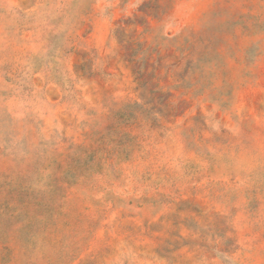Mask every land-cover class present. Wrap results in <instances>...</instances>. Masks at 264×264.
Segmentation results:
<instances>
[{
  "label": "rangeland",
  "instance_id": "obj_1",
  "mask_svg": "<svg viewBox=\"0 0 264 264\" xmlns=\"http://www.w3.org/2000/svg\"><path fill=\"white\" fill-rule=\"evenodd\" d=\"M0 264H264V0H0Z\"/></svg>",
  "mask_w": 264,
  "mask_h": 264
}]
</instances>
